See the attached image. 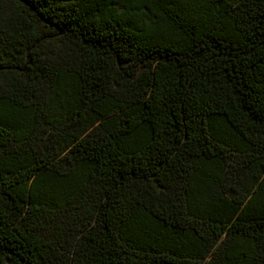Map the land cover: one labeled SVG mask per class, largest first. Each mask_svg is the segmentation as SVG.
<instances>
[{"label": "trees", "instance_id": "16d2710c", "mask_svg": "<svg viewBox=\"0 0 264 264\" xmlns=\"http://www.w3.org/2000/svg\"><path fill=\"white\" fill-rule=\"evenodd\" d=\"M0 264H264V0H0Z\"/></svg>", "mask_w": 264, "mask_h": 264}]
</instances>
